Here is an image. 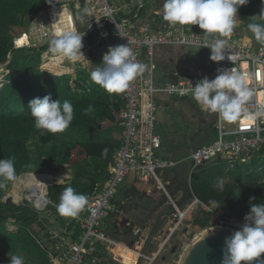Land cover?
Returning <instances> with one entry per match:
<instances>
[{"label":"built area","instance_id":"built-area-1","mask_svg":"<svg viewBox=\"0 0 264 264\" xmlns=\"http://www.w3.org/2000/svg\"><path fill=\"white\" fill-rule=\"evenodd\" d=\"M84 7L93 9V14L85 17L84 22L81 23L76 19V14ZM57 8L65 10L67 15L72 17L71 21L64 22L62 19L64 12H54ZM151 9V19L145 20L144 16ZM162 16V11L155 8L154 0H53V4L48 9L28 17L30 24L27 33L14 40L15 50H36L41 44L48 43L56 30L85 32L83 40L88 61L91 60V51L94 52V49L104 55L111 46L128 44L134 53L133 61L148 66L142 75L129 83L128 89L124 92L126 104L119 116L120 126L124 131L123 140L113 164L109 166L108 181L88 200L84 217L80 214L75 218L70 217L82 230L79 237L74 238L76 232L71 222H65L58 227L59 221L50 209L56 205L48 195V189L53 186V184L50 185L51 182L44 188L46 193L43 192L42 200L38 203L40 194L37 193L34 184L28 182L29 173L18 175L13 183L11 194L3 200L5 202L7 198H10L12 203L19 206L27 204L39 215L40 222L48 228L41 237L51 264H85V256L90 258L89 264H99L101 258L95 254L92 245L103 246L106 253L112 256H115L116 248H123L124 251L132 252L144 260V264L155 263L160 252L155 257L145 253L144 245L150 237L146 231L137 227L132 229L133 235L139 238L136 242L138 247L133 248L114 240L105 231L98 229L108 218L109 213L114 211L111 201L115 196V189L129 176H134L139 184L147 185L155 182L156 188L170 198L179 224L184 222L195 207L217 216L221 227L239 230L243 224L236 220L223 221L224 212L220 206L208 207L195 196L186 210L179 208L180 201L171 198L167 190L169 182L164 183L159 174L162 170L178 168L180 164L176 160L164 161L158 158L157 150L162 146V137L156 131L159 123L157 97L167 95L177 100L192 98V87L199 82V79L175 72L174 81L166 87L157 86L158 63L154 56L155 49L160 46L185 47L189 50L211 52L209 48H201L205 36L198 25L172 26L164 21ZM107 27L113 31L112 39L105 36ZM80 28L82 30H79ZM91 37L94 42L92 45L88 43ZM214 37L226 40L228 50L237 53L239 57L233 64L227 59L215 62V76L224 69L234 68L235 71L249 77L248 87L253 91V95L245 102V107L254 114L255 119L251 122L237 121L229 124L222 121L216 113L214 125L218 139L209 145H200L193 149L191 176L198 168L221 160L233 164H246L250 157L260 155L264 150V45L255 44L251 37L241 38L240 35L227 37L214 35ZM21 39H25L23 45L19 44ZM211 40L210 37L209 42ZM45 55L52 54L48 50L44 52L42 62ZM11 57L12 53L9 54L8 59L11 60ZM144 57L146 63L143 61ZM76 62L84 63L82 60ZM6 71L8 75L9 71L7 69ZM86 72L90 73V71ZM75 76L72 87L74 93L81 94L84 90L89 91L90 82H80L77 74ZM79 82L84 90L78 87ZM200 109L205 113L209 112L201 105ZM19 180L20 183L15 189ZM189 186L191 187V184ZM13 191L17 194H13ZM148 192H151V189ZM119 259L123 258L119 256Z\"/></svg>","mask_w":264,"mask_h":264},{"label":"trees","instance_id":"trees-1","mask_svg":"<svg viewBox=\"0 0 264 264\" xmlns=\"http://www.w3.org/2000/svg\"><path fill=\"white\" fill-rule=\"evenodd\" d=\"M155 1L157 9L163 7L164 0ZM49 7L46 0H0V67L8 64L6 69L9 71L3 86H0V159H14L16 176L24 173L45 175L51 172H56L54 175H57L62 166H70L73 172L71 182L51 186L48 189L50 199L54 204H58L63 189L71 186L78 193L86 194L90 200L108 181L109 166L113 164L114 157L122 145L123 128L120 126L119 116L125 108L126 100L124 92L110 94L92 82L90 73H84L87 74L86 79L79 78L80 82H90L89 91L84 90L79 82L78 87L84 92L74 93L71 87L72 76L65 75L72 74L73 68L62 65L64 62L54 63L49 60H44L42 64V54L48 50V43L41 44L36 50L14 49V40L29 29L28 17ZM261 8H264L262 0H249L239 8L237 22H242L247 27L248 23L252 22L251 16L258 15ZM54 12H64V22L71 21L72 17L62 8L54 9ZM151 13L152 9L144 19H151ZM249 33L253 35L250 31ZM82 43V49H85L84 40ZM88 43H94L93 37ZM188 51L190 50L185 47L160 46L155 49L154 56L158 65L162 64L169 69L171 64L168 58L172 54L177 56L174 70L196 78L198 67L186 62ZM82 52L86 53L83 50ZM10 53L11 60L8 59ZM94 68L95 66L90 72ZM174 70L170 73L171 81L175 80ZM48 94H51L53 100H69L73 104L74 119L61 133L42 132L34 127L29 102ZM89 105H92L94 110L91 114L84 115V110ZM208 124L213 126L212 121ZM31 144H35L33 148L36 150L37 160L32 157ZM105 147L109 149L106 157L101 155ZM259 156L264 158V150ZM59 175L64 174L61 171ZM218 177L225 179L223 191L213 186ZM9 184L10 181L6 182L7 186L0 189V264H8L6 253L10 250L13 254L23 255L33 264H51L42 245L41 236L46 227L40 222L39 215L27 204L19 206L3 202V192L8 191ZM190 189L193 197H197L206 206L220 204L224 212L222 218L226 221L236 220L244 223L243 218L250 211L249 197H256L252 203H264V167L260 173H256L246 164L217 161L197 169L192 175ZM213 201L216 204L212 203ZM180 202L182 208H185V202ZM213 218L212 213L202 210L194 217L196 228L204 231L212 224L219 225L220 221L217 219L212 223ZM10 220H14L18 228L16 233L9 232ZM72 226L76 232L74 238L79 237L82 230L77 229L74 224ZM92 249L96 255L104 258L105 264H119V257L115 255L116 259L114 255H108L103 246L92 245ZM99 264H102V258Z\"/></svg>","mask_w":264,"mask_h":264},{"label":"clouds","instance_id":"clouds-1","mask_svg":"<svg viewBox=\"0 0 264 264\" xmlns=\"http://www.w3.org/2000/svg\"><path fill=\"white\" fill-rule=\"evenodd\" d=\"M46 2L53 4V0ZM248 2L249 0H164L162 19L172 26L198 25L205 36L201 48L210 49V59L214 62L227 59L233 64L239 58L238 54L230 52L227 41L215 38L214 34L229 36L237 24L239 8ZM92 14L93 9L84 7L76 14V19L83 23L85 17ZM251 20L247 28L255 40L264 45V8H261L258 15L251 16ZM84 36L85 32L56 30L48 42V52L69 61H76L81 57L85 59L82 52ZM133 56L128 44L109 47L102 62L90 72L91 81L110 94L125 92L129 83L148 68L145 64L134 62ZM248 79L247 75L235 71L234 68L224 69L214 79L205 77L196 83L192 87V95L205 110L218 113L219 118L226 123L251 122L255 116L245 107V102L253 95L248 87ZM28 107L31 117L34 118L35 129L42 132L61 133L74 119L72 102L53 100L51 94L34 98ZM93 110V106L89 105L84 110V115L91 114ZM108 151L105 147L101 155L106 157ZM16 179L14 159H0V189L7 186L6 182H14ZM213 186L223 191L225 179L218 177ZM255 199L256 197H249L250 211L245 214L244 223L239 230L225 238L220 264H241L242 261L245 264H252L253 261L264 264V260L260 259L261 254H264V203H252ZM87 203L86 194L78 193L68 186L63 189L55 207L60 216L75 218ZM212 203L216 204L215 201ZM6 255L8 264H26L25 257L21 254H13L10 250Z\"/></svg>","mask_w":264,"mask_h":264},{"label":"rangeland","instance_id":"rangeland-1","mask_svg":"<svg viewBox=\"0 0 264 264\" xmlns=\"http://www.w3.org/2000/svg\"><path fill=\"white\" fill-rule=\"evenodd\" d=\"M154 5L155 8H157L155 0ZM158 10L162 11V8ZM79 30H82V28ZM105 34V36H108L111 39L114 36L113 31L109 27L105 29ZM230 35L252 37L254 42L259 44V42L255 40L254 35L249 33V30L242 22H237L233 32ZM82 50L85 51V49ZM190 51L191 55L200 53L201 57L199 58H195L193 56L191 57L197 60L201 66L214 73L215 62L210 59L211 52L205 50L198 51L196 49H191ZM91 52V60L89 59L87 64L75 62L74 65H71L66 58L59 55L54 56L55 54L49 55L51 58L47 60L54 63L66 62V66L73 68V73L68 74V76H72L71 87H73L76 74L77 78L79 77L80 79H86L85 75L88 74L86 71H90L93 66L96 67L102 62L103 55L99 54L97 49H94V52ZM143 61L146 63L145 57L143 58ZM88 68H90V70H88ZM167 69L169 68H166L162 64L158 65L156 73L157 86L166 87L170 82H172L170 76L171 71ZM5 71V66L0 67V86H2V84L5 82L4 76L7 74V71ZM157 102L158 105H160L163 109L164 114L167 115V119L163 121L161 120L163 116L161 114V118L156 130L157 133L162 137V146L157 150L158 158L164 161H173L174 156L177 153L176 161L180 164V167L178 168L162 170L159 172V174L161 175L164 183L169 182L167 185V190L170 194V197L176 201H184V205H186V207L183 208V210H186L193 202V195L189 186V184H191L192 178V151L196 148V146L209 145L218 139V133L215 130L214 125L216 122V115L210 111L209 113L200 115L202 119L201 122H189L183 119L179 111H176L175 109L173 110L172 108L168 109V102L171 101L167 95L158 96ZM194 104L199 107L197 102H194ZM159 113L160 112H158V118ZM207 117L213 118L212 123L214 127H210L208 123H205L204 118ZM34 145L35 144L30 145L32 147V157L34 160H37V153L33 148ZM184 149L188 150L180 153V151ZM263 160V157H260L256 154L249 158V161L246 163V165L254 169V172L260 173L261 169L264 167ZM43 171L50 172L47 170ZM61 171L66 176V172L71 175L72 169L70 166H62L57 174H60ZM55 173L56 172H51L52 175L45 174V177L49 178L53 185L58 181V179H55ZM59 177H61V175ZM13 183L14 182L10 181L9 189L8 191L3 192L4 196H2V200L11 194L10 192L13 190ZM65 183L66 179L60 184L65 185ZM17 185L18 184L16 183L15 189L17 188ZM149 189H151V192H148ZM13 194H17V192L14 191ZM111 204L114 211L109 213L108 218H106L104 222L101 223L98 229L105 231L114 240L133 248L138 247L136 242L139 238L133 235L132 229L137 227L143 231H146L149 233L150 237L147 241V244L144 245L146 250L145 253L151 257H155V255L160 252L159 257L154 264H180L184 251L192 243L193 239L196 238L195 236L203 231L197 229L194 223L195 215L201 213L202 210L196 207L193 208L184 222L179 224L176 218L175 208L173 207L170 198L165 193L159 191L156 188L155 182L147 185L138 184L136 183L134 176H129L124 183L119 184L115 189V196L112 199ZM178 204L179 208L182 209V203L179 202ZM50 209L53 215L59 221L58 227H61L65 222H71L77 229L81 230L79 224H77L73 219L70 217L60 216L57 213L55 207H51ZM79 214L83 217L86 215V206L82 211L79 212ZM216 217L217 216H214L212 223L215 222L214 219H217ZM124 219L127 220L128 226L126 227L124 226ZM223 221L226 220L223 219ZM14 223V220H10L8 223V229L11 233H16L18 230ZM216 226L221 227V225ZM216 226H213L212 224L207 229ZM46 229L48 230L47 227ZM119 256L123 258L121 259L122 261L118 259L117 262L119 264H144V260L140 259L137 255L132 256V254L128 255L125 253H119ZM100 258H102V264H105L104 258ZM89 259L90 258L88 256H85V264H89ZM25 261L26 264H33V262L29 259L25 258Z\"/></svg>","mask_w":264,"mask_h":264},{"label":"crops","instance_id":"crops-1","mask_svg":"<svg viewBox=\"0 0 264 264\" xmlns=\"http://www.w3.org/2000/svg\"><path fill=\"white\" fill-rule=\"evenodd\" d=\"M241 37V36H240ZM244 37H247V38H250V37H248V36H244ZM242 38V37H241ZM253 42H254V40H253ZM255 43V42H254ZM256 44V43H255ZM190 52L191 51H188V53H189V55H188V58L186 59V62L188 61L189 63H191V64H194V65H196L197 67H198V69H197V73H198V76L196 77V78H198L199 79V81L200 80H203L205 77H207L209 80H212V79H214L216 76H215V71H214V73H212V72H210V70L209 69H207V68H205V67H203V66H201V64H199V62L197 61V60H195V59H193L191 56H193V57H195V58H199V57H201V55H200V53H197L196 55H191L190 54ZM198 52V51H197ZM54 56H57V55H54ZM84 57H85V59L83 58V57H81L80 59H78V60H82L84 63H86V62H88V56H87V54L86 53H84ZM78 60H76V61H78ZM76 61H69V63L71 64V65H73V63L75 64V62ZM168 61L170 62V69H168V70H170V71H173L175 68H176V63H177V56H175V55H171V57L170 58H168ZM87 64V63H86ZM71 68V67H70ZM72 69V68H71ZM72 72V71H71ZM174 72H176L175 70H174ZM177 73H181V72H178L177 71ZM65 76V75H64ZM169 98V100L171 101V102H168V109L169 108H172L173 110L175 109L176 111H179L180 113H181V115H182V117H183V119H185V120H187V121H189V122H197V123H199V122H201L202 121V119H201V114H206L204 111H202L201 109H200V104L192 97V98H185V99H180V100H177V99H171V97H168ZM194 102H197L198 103V105H199V107H197L195 104H194ZM158 112H160L159 113V121H160V118H161V114L163 115L162 116V119L161 120H163V121H165L166 119H167V115H165L164 114V112H163V109L161 108V106L159 105V110H158ZM213 120V118L212 117H207V118H204V121H205V123H209V122H211ZM159 124V123H158ZM212 125H213V123H212ZM210 127H214V125L213 126H211V125H209ZM197 147V146H196ZM186 150H188V149H184V150H181L180 151V153L181 152H183V151H186ZM176 157H177V153L175 154V156H174V159L173 160H176ZM60 175L59 174H57L56 175V178L55 179H60V181H64L65 179H66V183L65 184H69L70 182H71V180H72V176H73V172L71 171V175H69V173L68 172H66V176L65 175H61V177H59ZM179 177V176H178ZM56 184V183H55ZM54 184V185H55ZM120 207V206H119Z\"/></svg>","mask_w":264,"mask_h":264},{"label":"water","instance_id":"water-1","mask_svg":"<svg viewBox=\"0 0 264 264\" xmlns=\"http://www.w3.org/2000/svg\"><path fill=\"white\" fill-rule=\"evenodd\" d=\"M5 203L10 204L12 200L7 198ZM124 226H128L126 219H124ZM234 231L236 230L220 227L218 230L212 232L191 250L185 264H220L225 238L231 236ZM260 259L264 260V254H261ZM241 264H245V262L242 261ZM252 264H257V262L253 261Z\"/></svg>","mask_w":264,"mask_h":264},{"label":"bare ground","instance_id":"bare-ground-1","mask_svg":"<svg viewBox=\"0 0 264 264\" xmlns=\"http://www.w3.org/2000/svg\"><path fill=\"white\" fill-rule=\"evenodd\" d=\"M24 43H25V39H21V41H19V44H21V45H23ZM50 58L51 57L49 55H45L43 59L44 60H47V59H50ZM68 62H69V60H68ZM43 176H46V175H44V174H41V175H33L32 173H29V175H28V182L30 184H34L37 193L40 194V199H39V202L38 203H40V201L42 200V196L45 193V189L44 188L48 184L47 182H51L49 178L43 177ZM18 183H20V180L17 181V184ZM55 183L56 184H60V183H62V181H60V179H59ZM219 228L220 227H218V226L212 227V228H209V229L205 230L204 232H201L199 235H197L196 238L193 240V242L186 249V251L184 253V256L182 257V260H181L180 264H185L186 259H187L188 255H189V253L191 252V250L195 246H197L200 242H202L205 238H207L212 232H214L215 230H218ZM114 253L118 257H119V253H125V254H128V255L132 254V256H135L132 252H126V251H124L123 248H116L114 250ZM133 264H135V263H133Z\"/></svg>","mask_w":264,"mask_h":264}]
</instances>
